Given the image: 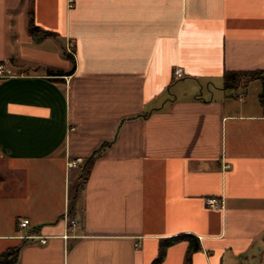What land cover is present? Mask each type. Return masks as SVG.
I'll use <instances>...</instances> for the list:
<instances>
[{"label":"crops","instance_id":"0c3cea01","mask_svg":"<svg viewBox=\"0 0 264 264\" xmlns=\"http://www.w3.org/2000/svg\"><path fill=\"white\" fill-rule=\"evenodd\" d=\"M0 62V254L264 264L261 81L223 77L264 70V0H0Z\"/></svg>","mask_w":264,"mask_h":264},{"label":"trees","instance_id":"16d2710c","mask_svg":"<svg viewBox=\"0 0 264 264\" xmlns=\"http://www.w3.org/2000/svg\"><path fill=\"white\" fill-rule=\"evenodd\" d=\"M31 25L29 27V32L34 34V32H37L38 29H37V27L31 26ZM46 34L48 35L50 33H47V32L43 33V35H46ZM223 77H224V87L229 88V89L237 87L239 84H241V80L243 78H247V80L248 79H255V78L260 79V81H261V92L259 94V99H260V102L262 104H264V70L254 71V72H246V73L230 72V73H225ZM92 159H93V155L88 157L82 163V170H81V173L79 175V181H78V184L76 186V189H74V192L72 193V196L76 193V191H78L80 189V186L82 185L84 180L87 178L90 167H91L92 162H93ZM185 237H189V236L177 235V236L171 237L169 239L163 240L159 245V252H158L157 256L153 259L151 264H158L161 261V259L163 258L165 248L167 246H169L170 244H172L173 242L178 241V240L185 238ZM22 241H23V243L25 242V240H22ZM18 250H19V245L13 249H9L8 251L1 253L0 254V264H16Z\"/></svg>","mask_w":264,"mask_h":264},{"label":"built area","instance_id":"2783aa9c","mask_svg":"<svg viewBox=\"0 0 264 264\" xmlns=\"http://www.w3.org/2000/svg\"><path fill=\"white\" fill-rule=\"evenodd\" d=\"M68 52L71 56H73V51H72V45L69 43L68 46ZM18 75L14 74L13 71L6 67L2 62H0V80L3 79H7V78H14L17 77ZM183 77V71L181 68H175L172 72V78L173 79H179ZM82 163L80 161V159H75V160H70L67 162V166L70 168L75 167L77 164ZM205 203L207 204L208 207L210 208H218L220 207L219 201L209 198L205 200ZM65 215V214H64ZM66 217V215H65ZM66 219V218H65ZM67 225L69 226L70 229L75 228L76 226V222L72 219H67L66 221ZM17 226L19 229H26L29 227V220L26 218H22L20 220H18L17 222ZM21 239L23 240H29V241H34V240H38L39 243L44 244L46 242V237L45 236H35L34 234L28 232L25 233L24 235L20 236ZM135 247L137 246V244L134 245Z\"/></svg>","mask_w":264,"mask_h":264}]
</instances>
